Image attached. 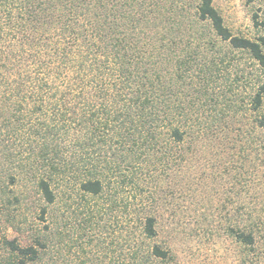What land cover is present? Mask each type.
<instances>
[{
  "label": "trees",
  "instance_id": "trees-1",
  "mask_svg": "<svg viewBox=\"0 0 264 264\" xmlns=\"http://www.w3.org/2000/svg\"><path fill=\"white\" fill-rule=\"evenodd\" d=\"M6 26L21 30L23 41L38 48L30 54L33 64L39 63L37 75L27 77L26 91L25 79L17 91L35 101L33 114L41 116L38 124L27 126L38 139L47 175L39 187L49 206L58 199L56 181L103 197L124 167L132 173V185H140V176L149 183L167 176L174 185L192 183L186 185L197 192L200 177L189 175L193 169L198 175V145L211 139L208 131L222 129L224 154L242 137L234 136L228 124L218 126L225 114L208 103L216 100L207 96L205 51L217 48L220 40L247 52L264 69V36L252 40L233 34L213 0H0V35ZM202 39L207 42L197 45ZM22 61L24 56L19 66ZM263 94L264 84L253 97L254 110L262 106ZM206 108L215 118L211 125H202ZM254 127L264 130V115ZM249 147L236 152L237 221L228 233L239 245L237 264H264L255 234L259 224L244 204L251 190L264 194L263 178L253 173L249 184L246 177L256 161L248 158ZM51 212H41L48 223L44 235L27 247L10 241L12 251L39 261L57 230ZM157 223L152 214L142 217L133 242L135 232L128 226L127 264H175L168 248L150 243L158 236Z\"/></svg>",
  "mask_w": 264,
  "mask_h": 264
},
{
  "label": "rangeland",
  "instance_id": "rangeland-1",
  "mask_svg": "<svg viewBox=\"0 0 264 264\" xmlns=\"http://www.w3.org/2000/svg\"><path fill=\"white\" fill-rule=\"evenodd\" d=\"M213 3L233 34L252 40L264 36V0H213ZM2 33L0 264H127L126 229L131 226L135 232L133 242L146 214L154 215L158 221V236L150 243L168 248L175 264H237L239 245L232 240L228 230L230 226H236L237 221L235 192L238 184L233 170L235 163L239 164L236 152L241 146L248 150L250 143L256 148L251 149L248 157L256 159L255 168L246 175L249 184L254 178L253 173L263 178L264 183V130L254 127L256 118L264 115V94L259 110H254L252 102L264 84V69L250 54L234 50L219 40L217 48L205 51V58H202V68L208 70L207 96L216 100L208 103H215L219 108L217 111L225 114L218 126L230 125L234 136L241 135L243 141L237 136V147L224 154L222 129L208 131L212 137H205L198 145L199 158L195 160L200 173L197 175L193 169L189 175L191 180L200 177L197 192H192L186 185L192 183L174 185L167 176L162 177L161 183L160 180L143 182L145 179L140 172V185H132L129 177L132 173L124 167L121 173L114 174L112 187L103 197L92 198L62 179L56 181L54 189L58 199L54 206H49L39 187L40 179L47 175L39 157L38 139L29 135L27 126L38 124L37 120L41 118L40 114H33L35 101L25 97L29 86L27 77L37 75L39 65L33 64L30 54L38 48L23 41L21 30L11 31L10 26H6ZM28 34H31L30 29ZM201 42L205 44L207 39L196 44ZM23 56L25 63L22 61L19 66ZM24 79L27 82L25 91L18 93L17 87L21 83L23 87ZM206 109L202 125H211L215 118L210 109ZM205 144H208L206 148ZM256 193L251 190L244 204L259 224L255 234L264 252V194ZM149 194L152 200H149ZM43 208L52 210L57 230L51 234L49 248L42 250V258L33 262L29 257L18 256L8 242L15 241L22 247L35 244L48 225L41 217ZM242 224L246 223L243 221Z\"/></svg>",
  "mask_w": 264,
  "mask_h": 264
}]
</instances>
